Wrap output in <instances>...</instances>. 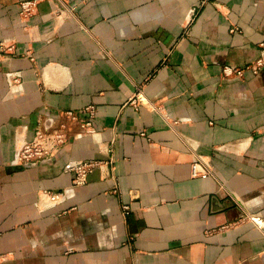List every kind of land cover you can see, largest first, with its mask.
Masks as SVG:
<instances>
[{
	"label": "crops",
	"instance_id": "0c3cea01",
	"mask_svg": "<svg viewBox=\"0 0 264 264\" xmlns=\"http://www.w3.org/2000/svg\"><path fill=\"white\" fill-rule=\"evenodd\" d=\"M262 54L264 0H0V264H264V69L223 74Z\"/></svg>",
	"mask_w": 264,
	"mask_h": 264
},
{
	"label": "built area",
	"instance_id": "2783aa9c",
	"mask_svg": "<svg viewBox=\"0 0 264 264\" xmlns=\"http://www.w3.org/2000/svg\"><path fill=\"white\" fill-rule=\"evenodd\" d=\"M33 3H24L23 10L29 12L32 9ZM264 69V54L255 62L249 64L245 68L226 66L223 70L224 77H242L245 71L249 70L254 75H258ZM96 109L94 106L85 108L84 116H81L73 111H68L64 114L65 117L71 120L81 122V126L89 132L93 128ZM69 136L59 128H38L36 135L32 141L22 142L16 149L13 165L20 167H30L39 163L46 162L57 156L64 146L67 144ZM97 160L76 161L69 164L65 171L74 174L73 186H84L88 182V177L93 171L100 166ZM192 174L202 178L213 176V170L207 162L201 159L194 162L192 165ZM42 200L46 205H53L61 200V196L55 192L44 191ZM125 213H129V206L124 207ZM250 220L261 230L264 229V218L259 216L250 217Z\"/></svg>",
	"mask_w": 264,
	"mask_h": 264
},
{
	"label": "water",
	"instance_id": "95a60500",
	"mask_svg": "<svg viewBox=\"0 0 264 264\" xmlns=\"http://www.w3.org/2000/svg\"><path fill=\"white\" fill-rule=\"evenodd\" d=\"M15 169H17V170H21V169H24V167L16 166Z\"/></svg>",
	"mask_w": 264,
	"mask_h": 264
}]
</instances>
